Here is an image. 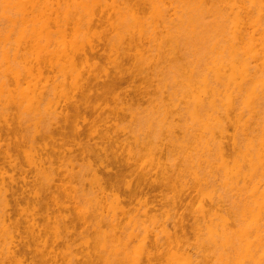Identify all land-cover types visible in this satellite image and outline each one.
I'll use <instances>...</instances> for the list:
<instances>
[{"label": "bare ground", "instance_id": "bare-ground-1", "mask_svg": "<svg viewBox=\"0 0 264 264\" xmlns=\"http://www.w3.org/2000/svg\"><path fill=\"white\" fill-rule=\"evenodd\" d=\"M24 198L97 233L69 264H264V0H0V264H36Z\"/></svg>", "mask_w": 264, "mask_h": 264}, {"label": "rangeland", "instance_id": "rangeland-1", "mask_svg": "<svg viewBox=\"0 0 264 264\" xmlns=\"http://www.w3.org/2000/svg\"><path fill=\"white\" fill-rule=\"evenodd\" d=\"M3 65H5V64H3ZM2 67V66H1ZM7 68V66L5 67V69ZM2 69H3V67H2ZM131 117H129V116H127L125 119H123V121L121 122V125H122V123H124V124H129V123H127V122H130L131 121V119H130ZM12 123V122H11ZM16 136L14 137V135H13V133H10V134H8V135H6V134H3V138H5V140H9V139H19V140H21L22 138V136H25V135H27L28 136V133H27V131H26V129H23L22 130V132L20 131L19 132V134L17 135V134H15ZM27 136H25L23 139L25 140V141H28L27 139L29 138L30 139V136L29 137H27ZM38 137V138H37ZM119 137H121L120 139H125V137H126V139H127V136H124V135H120ZM9 138V139H8ZM41 138V137H40ZM39 138V136L37 135V136H35V137H32L31 138V140H34V141H36L35 143H37V145L36 146H30L31 145V143H28V142H26V144H25V142L24 143H21L19 146H14L11 150H10V155L15 159V157H17L15 160H17V163H18V165H19V170H20V168H22L21 170H22V174L25 176V178L28 180V176H29V178L31 179V181H32V177H35V179L34 180H36L37 182H38V180H39V178H40V176H39V178L37 177L36 178V175L35 176H33L34 175V171H35V173H36V171L37 170H34L35 168H33V166L30 164V160L32 159V158H34V155H35V159H37L38 158V155H41V156H45V153H44V149L42 150V148H40L41 146H42V144H43V139H40ZM68 138H70L69 140H72V139H74V138H72L71 139V136H70V134H69V137ZM129 138V137H128ZM130 138H132V137H130ZM60 138H58V141H60L59 140ZM76 139V138H75ZM117 139V138H116ZM39 142H38V141ZM82 140L83 141H86L87 140V138L86 137H82ZM118 140H119V138H118ZM30 141V140H29ZM39 143V144H38ZM30 144V145H29ZM30 146V147H33V150L35 151L34 153H32L31 152V150L28 148V147ZM37 146H40L39 148V150H38V148H36ZM29 149V150H28ZM38 151V152H37ZM37 152V153H36ZM40 152V153H39ZM39 153V154H38ZM128 154H129V148H125V149H123V152H122V155H123V157L124 158H127V157H129L128 156ZM32 157V158H31ZM37 157V158H36ZM28 161H30V162H28ZM76 162H78V163H82V161H81V159L80 158H77V160H76ZM97 163V162H96ZM5 168H7V165H5ZM116 166L114 167V170H116ZM75 169H77V167L75 166ZM7 170H9L8 172L9 173H11V171H10V169H8L7 168ZM25 171H26V173H27V177H26V173H25ZM19 172V173H20ZM20 173V174H21ZM21 174V175H22ZM37 174H39V172L37 173ZM29 179V180H30ZM42 179V178H41ZM41 179L39 180V181H41ZM46 179V178H45ZM28 180V181H29ZM4 181H5V186L8 188V189H10V184L11 183H9V179H4ZM31 181H29V183H31ZM21 182V181H20ZM37 182L35 183V181H32V183L30 184V186H31V188L33 187L32 185H33V183L34 184H36L35 185V187H33L32 189H37V191H39V190H41L42 189V187L44 188V186H42L41 187V185H43V184H40L41 182H39L38 184H40L39 185V187H38V184H37ZM39 189V190H38ZM43 190V189H42ZM3 192V191H2ZM19 193H20V190L18 191ZM40 192H42V193H44V191H40ZM39 192V193H40ZM39 194V196H41V195H43V194ZM45 195V196H44ZM43 196H42V198H44V199H42V200H44L45 202H47V200H45L46 198V194H44ZM7 198L9 199L10 197H8L7 196ZM41 198V197H40ZM40 198L38 199V200H40ZM41 200V201H42ZM20 202H21V204H20ZM31 202H33V203H31ZM24 203H26V205L24 204ZM39 201H37V206H39ZM63 203H68V202H66V201H63ZM12 204V203H11ZM20 204V205H19ZM19 206H20V208L18 209H16L17 211H18V213L19 214H21V216L18 214H16V212H14V215L12 216V218H13V220H14V217H15V220H17L18 219V216H20L19 217V219H18V222H19V220H20V224L18 225V227L17 228H19L18 230H19V236H20V238L22 239V240H24L26 243H27V245H28V250H27V259L28 260H34L35 261V263L36 264H42V260H41V257L40 256H37V257H33L32 256V252L33 251H35V250H37V251H41V250H45L46 248H45V243H47V244H49V247H51V248H53V249H55V251H58V252H63V258H61L60 259V261H58V264H69V262H70V259H71V256H70V253H69V251H74L75 253H78L79 254V256L82 258V260H84L85 259V255H86V253L88 252V253H97V251H100V249L98 248V247H96V246H94L95 245V241H96V236H97V233L96 232H94L92 229H91V226H87V225H85V226H83V225H80L79 226V224H77L78 225V227L76 226V228H75V231L74 232H72V234L69 236V238H64V235L62 234V229H61V224L58 222V221H55V219H53V217L51 216V217H45V215H43V214H45L44 213V205H42V204H44V203H42L41 204V206H42V208H41V206H40V208L38 209L39 211H38V215L37 216H35V218H33V217H31V213H29V212H31V206L32 205H35L36 206V202H34L33 200H29V202L27 203L26 201H25V198H24V201H19ZM29 204V205H28ZM2 205H3V203H2ZM23 209H22V208ZM0 208H1V205H0ZM20 209H22V210H24V213L22 212V210H20ZM29 209V210H28ZM20 210V211H19ZM74 211V210H73ZM22 212V213H21ZM26 212H28V213H26ZM60 212H61V214L63 213V214H66V213H68L67 211H65V210H63V209H61L60 210ZM65 212V213H64ZM43 213V214H42ZM69 213H71L72 214V218L70 217V219H74V213L75 212H73L72 213V210L69 212ZM23 214V215H22ZM71 214H69L70 216H71ZM17 215V216H16ZM68 215V214H67ZM42 216H44V217H42ZM17 217V218H16ZM32 219H35V221L37 222V224H38V227H37V229L35 230L36 231V233L32 230V227H31V222H32ZM69 219V218H68ZM75 219H76V216H75ZM190 222V221H189ZM106 229V226L105 225H103L102 227H101V230H105ZM39 230H41V237H39V235H37V233L39 232ZM79 231H82V238H80V237H77V238H75V236H76V232L77 233H79ZM188 235H189V238H191L192 239V235H191V233H188ZM58 238V239H57ZM87 239H89V244H87L86 243V240ZM2 241H3V238H2ZM1 241V242H2ZM75 248H76V250H75ZM79 249V250H78ZM79 252H81V254L79 253ZM136 252H137V255H135L132 259L133 260H131L130 261V263L129 264H137V261L141 258V254H139V253H141L142 251H140V249L139 250H136ZM81 260V262L79 263V264H82V263H84L85 261H82ZM162 261V260H161ZM161 261H159V262H156V264H160V263H162ZM49 264V263H48ZM52 264H55V263H52ZM85 264V263H84ZM86 264H89V262H86ZM165 264V263H164Z\"/></svg>", "mask_w": 264, "mask_h": 264}]
</instances>
